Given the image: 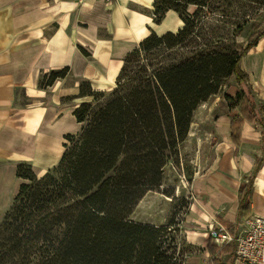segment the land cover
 Masks as SVG:
<instances>
[{
  "label": "trees",
  "instance_id": "1",
  "mask_svg": "<svg viewBox=\"0 0 264 264\" xmlns=\"http://www.w3.org/2000/svg\"><path fill=\"white\" fill-rule=\"evenodd\" d=\"M169 10L178 12L182 27L142 39L123 58L115 87L94 90L81 81L80 95L93 101L74 109L81 128L64 135L58 163L41 176L30 163L17 164L16 176L28 182L20 184L0 222V264L185 262L184 251L176 254L169 236L175 222L157 226L134 221L131 214L147 191L161 185L164 166L175 161L198 105L232 75L237 85L250 82L240 62L264 36V17L258 20L264 0H154V22ZM249 21L254 32L246 45L229 38L239 36ZM210 22L229 24L228 39L219 41L223 37L210 30L213 41L196 42L189 56L167 62L162 50L188 49ZM68 71H50L39 85L51 86ZM225 98L234 100L230 106L246 99L242 114L257 124L264 139V103L244 89ZM239 138V131L232 134L234 144ZM262 160L240 188L245 216L251 214L252 183Z\"/></svg>",
  "mask_w": 264,
  "mask_h": 264
},
{
  "label": "crops",
  "instance_id": "2",
  "mask_svg": "<svg viewBox=\"0 0 264 264\" xmlns=\"http://www.w3.org/2000/svg\"><path fill=\"white\" fill-rule=\"evenodd\" d=\"M153 2L86 0L80 5L76 0H0V164L10 174L21 161L40 169L50 167L46 166L53 148L49 143L56 145L65 134L78 130L73 110L91 98L79 97L82 80L94 90L110 88L123 58L142 39L152 32L162 35L182 27L174 10L154 22ZM172 13L173 26L162 27ZM262 46L264 38L251 51L256 55L254 66L247 68L253 76L264 73ZM82 47L90 54L84 55ZM63 67H69L63 78L40 87L43 75ZM236 115L237 108L222 114L213 135L208 132L215 136L210 152L216 168L200 172L205 189L195 187L200 190L196 194L208 196L206 204L214 203L212 212L200 198L208 214L213 217L218 212L228 222L237 219L240 186L253 173L255 154L262 146L260 130L250 122L240 127V145L233 144L228 127ZM250 207L253 217L264 216V161L253 181Z\"/></svg>",
  "mask_w": 264,
  "mask_h": 264
},
{
  "label": "rangeland",
  "instance_id": "3",
  "mask_svg": "<svg viewBox=\"0 0 264 264\" xmlns=\"http://www.w3.org/2000/svg\"><path fill=\"white\" fill-rule=\"evenodd\" d=\"M76 2L82 5L85 1L83 3H79L76 0ZM194 9L195 6L189 7L190 11H193ZM174 14L175 13H172L164 18V22L161 24V26L164 28H168L169 26L172 27ZM263 17L264 12L258 17V20H261ZM178 21L176 19V23ZM204 24L206 25V23ZM204 24H202V26ZM229 29V24L225 22H210L201 32H197V34L201 36V39L194 38L190 44L191 47L188 49L176 48L172 51L162 50V54H164L167 62L182 59L190 55L189 52L191 49H194L196 42L209 43L213 41L210 30H213L216 35L223 37L221 39L218 38V40L221 41L228 39L227 32H229ZM253 32L254 29L251 28V22L249 21L244 26V29L239 36L234 37L230 35L229 38L235 40L240 45H246L250 39H252L251 35ZM263 38L264 36L259 40V42ZM256 46H254L247 54L256 48ZM87 47L90 48L89 46ZM81 49L89 53L88 50L84 49L83 47ZM262 49L261 50L264 51V46H262ZM167 56L169 57L167 58ZM243 58L240 62V66L249 74L250 82L237 85L236 79L234 75H232L229 81L222 86L221 90L217 94L211 95L206 101H203L198 105L193 114L187 139L180 145L175 161L171 160L164 166L163 180L161 185L155 189L147 191L136 206L134 212L131 214V219L134 221L150 223L157 226L167 225L171 222H175L173 225H171L169 236L174 240L173 244L176 245L175 253L179 254L184 251L183 261L185 262L182 264H231L235 257V242L226 245L218 244L212 236L214 225L217 222L218 224L227 227L230 232L237 234L242 228L245 227V223H247L246 221L248 219L256 218L252 216V213L249 216H245L240 210V203L239 214L237 215V219L234 222L226 221L224 216L222 217V215H219L218 212L216 215L211 217L206 211L205 207L201 205L202 203H200V198H205L203 205L206 204L205 202L208 199V196L205 194V196L202 197L200 193L199 195L196 194L197 192H200V190H196L195 188H200L203 186L205 189L207 187V184H204V179L200 177V172L203 174L206 172V170L214 171L216 168L215 160L212 159V153L210 152L211 146L216 144L215 136H212L217 125L216 120L222 114L237 108L239 115H236L232 119L231 124L228 127V129H230L231 138L232 134L238 131L240 135V127L244 122H248L242 114V111L247 106L246 99L242 98L237 102L236 105L230 106L234 100L226 99L225 95L235 97L236 93L241 89H244L245 91L250 90L251 93L254 94V100L258 104L264 103V73L263 75L261 74V77L260 75L253 76L250 73V69L242 65ZM260 64V66H263L264 69V58H262ZM113 87H115L114 83L110 88H105L102 91H109ZM238 87L239 89L236 91ZM85 96L91 97L86 101H93V96ZM85 96H81L79 93V97ZM101 101H103V99ZM82 102L84 101H81L80 103ZM74 118L76 119L75 115ZM240 120H242V123L237 125ZM233 121H235V127H232ZM78 123L80 124L78 130L71 134H75L80 130L81 123ZM252 124H254V126L260 130L261 133V129L257 126V124ZM208 132H212V135H210ZM261 137V150L257 151L255 154V159L258 161V158H263V162L264 139L262 134ZM64 142L65 138L63 136L62 140H60V143H57L56 145H51L52 143H49V146L53 148L50 153H47L48 162L46 166H50L47 168V170L52 168L54 164L59 161V158L62 154L61 151H64ZM234 145L239 146L240 144ZM21 162L30 163L35 173H37L39 176L43 175L47 171L45 169L46 167L40 169L39 167L33 166V164L29 161ZM207 164H209L210 167ZM44 169L45 171H42ZM16 170L15 173L10 174L9 168L2 167L0 164V177L3 179L0 181V222L3 220L5 213L11 206L21 184L20 180H18L19 178L16 176ZM250 176L245 178L241 186L244 184L248 185ZM196 179L198 180L197 182ZM16 189L17 191L15 192ZM4 196L7 197V200H5ZM206 206L209 211L214 212L213 209H211V207L214 206L213 202L206 204Z\"/></svg>",
  "mask_w": 264,
  "mask_h": 264
},
{
  "label": "built area",
  "instance_id": "4",
  "mask_svg": "<svg viewBox=\"0 0 264 264\" xmlns=\"http://www.w3.org/2000/svg\"><path fill=\"white\" fill-rule=\"evenodd\" d=\"M83 3L86 0H77ZM109 4L112 0H102ZM237 234L216 222L212 230L214 240L220 245L235 242V257L231 264H264V216L248 219Z\"/></svg>",
  "mask_w": 264,
  "mask_h": 264
},
{
  "label": "bare ground",
  "instance_id": "5",
  "mask_svg": "<svg viewBox=\"0 0 264 264\" xmlns=\"http://www.w3.org/2000/svg\"><path fill=\"white\" fill-rule=\"evenodd\" d=\"M256 55L255 54H252V52H250L249 54H247L244 58H243V61H242V65L244 67H248V66H254V63H253V59ZM18 180H20V183H24V182H28L27 179H23V178H19ZM17 191V189L15 190V192ZM14 193V191H13ZM5 200H7V197L4 196Z\"/></svg>",
  "mask_w": 264,
  "mask_h": 264
}]
</instances>
